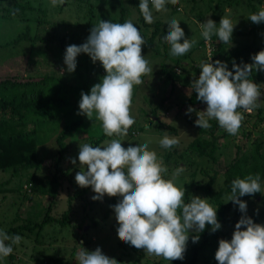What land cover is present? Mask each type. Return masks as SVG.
I'll return each instance as SVG.
<instances>
[{"label": "rangeland", "instance_id": "rangeland-1", "mask_svg": "<svg viewBox=\"0 0 264 264\" xmlns=\"http://www.w3.org/2000/svg\"><path fill=\"white\" fill-rule=\"evenodd\" d=\"M111 1L115 3L118 0ZM89 2L90 0H64L63 4L53 6L51 0H0V45L2 44L0 46V81L6 78L28 79L31 76L34 79H40L47 73H58L70 80H75L76 70L74 73L66 71L60 42H48L43 38L57 28L60 35L82 33L83 38L79 45L83 44L90 35V30H85L82 26L75 24L89 23L91 13ZM91 2L95 4L93 7L95 17H99L95 19L94 25L101 20H108L105 15L109 10V3L106 0H91ZM123 2L125 5L128 4L126 0ZM25 3H29L30 8L32 6L35 10H32L33 8L19 9V13L15 12V14L10 11L15 5ZM168 5L165 6L166 11L152 10L154 21L178 20L185 32V37L190 40L194 39L196 44L182 56L170 55V45L166 42L161 43L159 39L161 35L166 34L168 26L164 23L160 25L158 36L151 42L152 47H145L142 53L149 61V66L153 68V73L142 77L143 84L134 86L131 115L135 123L129 128L127 136L121 138L122 146L127 148L130 144L139 146V144L149 142V150H155L168 168L165 178H171V174L177 167L185 169L177 179V184L186 189L185 202H189L191 196H199L207 198L208 203L218 208L217 203L197 188V183H207L215 175L214 189L226 188L227 174L225 171L229 163H233L239 157H245L248 158V165H252L254 163L252 155L258 144L261 145L260 152L264 155V103L251 113L243 112L245 118L236 135H230L226 130L218 127L215 132V135L219 136L216 150L217 162L215 163L212 158L201 156L188 147L189 143L200 133L199 127L195 124L198 119L197 113L206 110L207 107L203 102L195 105L189 103L188 98L194 92L191 83L200 75L201 69L198 65L209 60L211 56L216 58L212 63L216 60L221 61L224 56L232 54L231 56L240 64H250L253 62L251 56L264 50V23L254 24L248 19L250 14L264 7V0H196L195 2L194 0H180L177 4L178 9L173 8L174 5L171 3ZM39 7H43L42 9L46 11L45 15L39 12L41 9ZM201 11L204 16L200 19L197 15ZM222 16H228L235 27L231 42L223 43L225 50L221 51L217 57L214 51L218 48V44H214L213 39L215 38L218 43L222 42L215 35L212 36L213 39L204 41L200 24L205 23L207 19H212L219 25ZM131 21L133 24L136 23L137 17L132 18ZM28 26H36L37 32L33 31L32 34L37 33L44 37L36 43H31V40L27 38L14 43L12 47L7 45L10 40L19 38ZM138 29L147 42L155 26H141ZM48 43L49 46H47ZM67 45L73 44L67 43ZM209 45L210 48H215L212 55L209 53ZM250 45L253 47L249 51ZM88 57L87 54L81 53L77 58V63L82 71H88L84 65H87V61L91 67L94 66L91 77L95 85L101 82L104 69L99 61L93 65L91 58L89 57L88 60ZM178 61H180L179 64ZM163 64H166L168 68L167 74H163ZM61 69H65L63 74ZM260 73L261 96L259 100L264 101V71ZM257 75L258 71L253 70L249 78L256 83ZM77 96L80 100L81 94ZM189 107L195 111L186 114ZM78 108L79 104L72 118L69 116L64 120L47 122L45 127L52 133L43 134L42 141H40L42 154L49 151L54 152L56 148L54 138L58 134L57 130H61L67 121L74 120V118L83 119V123L67 140L70 146L59 162V168H56L54 157L47 158L38 170V175L43 179L51 178L55 171L60 175L62 188L59 196L63 198L53 199L50 198L51 196L31 191L25 185L24 178L26 177L23 175L28 172L15 174L10 169L0 170V230L13 235L15 220L19 225L30 220L42 223V225L34 226L33 222H29L33 226L31 231L21 229V242L13 246L11 255L0 259V264H78L76 255L82 247L88 251H94L99 247L105 255L115 258L118 264H173L174 260L166 261L162 257L148 255L143 249H136L118 238L116 230L119 225L110 206L117 204L122 197L105 195L102 201H93L91 197L96 194L91 187L82 188L76 183L75 175L80 171L79 144L89 143L95 147L94 139L103 134L101 122L96 120L95 114L92 119H89L85 115H78ZM259 109H262L260 114ZM249 132L251 135L246 136L245 134ZM165 133L169 137L178 138V145L171 149L162 148L159 141ZM113 138L119 137H106L105 140ZM52 139L53 147L49 144ZM239 144L243 146L241 150L238 149ZM71 159H76L75 165L71 163ZM76 191L82 193L76 194ZM230 194L227 193L224 196V203L229 206L228 217L240 218L243 213L239 211L238 205L228 201ZM241 200L247 203V215L255 217L253 219L255 223L264 225V180L258 196ZM47 208L53 210L52 215L56 217H61L66 210L71 208L69 212L71 224L78 228L73 225L63 226L53 220H47L46 224L43 223L42 221L47 219ZM236 223L226 224L218 237H210V243L202 251L197 264H218L215 259L218 242L220 239L231 240ZM209 226L206 225V228ZM195 233L197 232L190 231L189 235H195ZM199 237L197 243L203 240L200 235ZM190 245H195V243ZM190 255L186 252L181 261L187 262Z\"/></svg>", "mask_w": 264, "mask_h": 264}, {"label": "clouds", "instance_id": "clouds-1", "mask_svg": "<svg viewBox=\"0 0 264 264\" xmlns=\"http://www.w3.org/2000/svg\"><path fill=\"white\" fill-rule=\"evenodd\" d=\"M51 2L57 6L64 0ZM179 2L140 0L138 7L144 21L152 24L153 9L166 11L167 3L177 5ZM248 19L254 24L264 23V7L250 14ZM167 26V34L162 39L170 45V55L182 56L196 44L194 39L185 37L178 20L172 19ZM200 27L205 41L215 35L227 44L231 42L235 25L228 16H222L219 25L207 19ZM145 44L140 30L131 20L123 23L101 20L90 29L83 44L66 47L63 61L68 73L75 72L81 53L87 54L93 63L99 61L106 73L100 83L91 87L89 94L81 92L77 114L89 119L95 114L107 137H119L106 139L95 147L89 143L79 144L80 171L75 181L82 188L91 187L96 194L91 197L93 201H102L105 195L122 197L110 206L122 242L166 261L183 260L190 231L202 233L206 225H210L214 233L222 226L217 219V208L208 203L207 198L191 196L189 202H185L186 189L177 184L178 177L185 171L183 167H177L171 178H165L168 168L155 150H149V142L139 146L130 144L127 148L122 146L121 138L127 136L135 123L131 115L134 86L143 84L142 77L153 73L149 61L142 55ZM211 58L198 65L200 75L191 83L196 99L207 105L206 110L197 113L195 124L207 129L211 127L209 121L215 119L228 134L236 135L245 118L243 112L251 113L264 103L259 100L260 85L249 78L253 70L264 71V50L252 55L250 64L233 62V70L220 60L210 62ZM64 71L61 69L62 74ZM193 111L195 109L189 107L186 114ZM178 143V138L169 137L167 133L159 141L164 149H171ZM71 163L75 165L76 159H71ZM260 180L257 173L237 177L231 182L228 201L238 205L243 215L235 224L231 240H219L215 252L218 264H264V225L255 223L247 215V203L240 199L261 193ZM199 238V235L191 237L193 243ZM21 240L18 234L9 235L0 230V259L11 255L13 245ZM76 259L78 264H118L99 247L94 251L82 247Z\"/></svg>", "mask_w": 264, "mask_h": 264}, {"label": "trees", "instance_id": "trees-1", "mask_svg": "<svg viewBox=\"0 0 264 264\" xmlns=\"http://www.w3.org/2000/svg\"><path fill=\"white\" fill-rule=\"evenodd\" d=\"M109 3V10L106 15L108 20L115 23H123L127 20L137 17V24L134 23L136 27H152L155 26V30L152 35L148 38L144 48H142V53L145 50V47H152L151 42H153L158 36V30L161 24L167 26L168 21L164 22L162 20L154 21L152 24H147L142 14L139 10L140 0H126L128 4L125 5L124 0H118L115 3L106 0ZM114 1V0H113ZM196 0H194L195 2ZM118 2V4H116ZM90 20L89 23L81 24L76 23L77 26H82L85 30H90V28L95 24V13L93 7L95 4L90 0ZM151 5V4H150ZM168 5V3H167ZM170 6V5H168ZM175 9H178V5L172 6ZM30 8L29 3L17 4L11 9V12H18L19 9ZM33 7L31 6L30 9ZM41 8L39 12L46 14V11ZM38 8V9H39ZM18 9V11H16ZM32 10H35L34 8ZM137 12V13H136ZM19 13V12H18ZM198 18H203L204 13L201 11L198 13ZM43 18V17H42ZM41 18V20H43ZM40 18H38L39 20ZM41 21H39L40 23ZM33 30H32V29ZM36 31V26H28L19 38L10 40L7 45L10 47L14 46L16 42L26 40L27 38L31 40V43L38 42L44 37L41 34H32ZM167 34V31H166ZM165 34V35H166ZM161 37H159L161 43L165 42ZM83 38L82 33L74 32L73 34L65 33L60 35L57 28L53 33L49 34L47 37H44L43 40L48 42L59 41L63 50L61 51L63 55L65 54L67 43L74 45L80 44L81 39ZM214 37H212L213 39ZM205 41V40H204ZM214 44H218V48L214 51V55L218 57V54L225 50V45L223 43H218L215 38L213 39ZM205 44V42H204ZM2 45V44H1ZM0 45V46H1ZM6 45V44H3ZM147 45V46H146ZM49 46V43L47 44ZM253 45H250L248 50H252ZM243 51V50H241ZM57 54H59L57 52ZM232 55V54H231ZM231 55L224 56L221 61L227 63L229 70L232 69V64H240L237 59H234ZM78 58V57H77ZM239 59V56L237 57ZM89 60V57H88ZM180 61H178L179 64ZM88 71H82L79 69V63H77L76 72L77 77L75 80L68 79L65 75L47 73L44 77L40 79H34L32 76L28 79H15V78H6L0 81V170H12L15 174L19 172H28L23 174L26 178L25 185L28 186L31 191H36L42 195H48L50 198H63L59 196V192L62 188L61 177L55 171L54 175L49 179H43L38 175V170L44 165V162L47 158H56V168L58 169L59 162L65 156V152L69 148L67 140L72 137V134L78 129V127L83 123V119L77 117L71 121H67L62 127L61 130H57V135L54 138V145H56L55 151H49L44 154L41 153L40 141H42L43 134H51L48 128L45 127L46 123L49 121L64 120V118H72L75 113V109L79 104V94L84 92L86 94L90 93V89L94 86V79L91 77L93 67L90 64H84ZM93 65H96L95 63ZM163 74H167L168 68L166 64L162 65ZM161 69V70H162ZM261 71H258L256 83L259 84L261 80ZM103 75H106L105 70H103ZM174 79V78H173ZM195 91L188 98L189 103L195 105L196 103H202L196 99ZM79 109V108H78ZM262 109H259V114ZM211 127L207 129H201L199 127V135L195 137L188 145L191 150L196 151L201 156H208L212 158L215 163L217 162L216 150H217V140L219 136L215 135L216 130L219 127L218 122L215 119L209 121ZM208 135L209 137L205 136ZM246 136H250L251 133H246ZM107 136L103 133L98 138L94 139L96 146H99ZM73 141V140H72ZM72 141L70 143H72ZM53 139L49 142L50 146ZM48 146V144H45ZM58 147V148H57ZM243 146L238 145V149L241 150ZM261 145L258 144L255 148V153L253 156L254 163L248 165L247 159L245 157L237 158L233 163H229L225 173L227 174V187H222L218 190L214 189L213 183L215 180V175L209 179L207 183H197V188L202 190L210 199L217 203V219L221 223V229L216 232H211V226L205 228L202 233H195V235H200L202 237L201 243H195V245H190L192 242L191 237L193 234L189 235V241L187 243V248L185 253H190V259L187 262H182L181 260H174L173 264H197L199 262L202 251L206 249L207 244L210 243V237H218L219 233L222 231V228L228 224L231 225L234 222H238L240 218L232 219L228 217L229 206L224 203V196L227 193H231V182L237 178H244L245 176L252 174L260 175V183L264 180V155L260 152ZM56 169V170H57ZM217 174V173H215ZM82 192L76 191V194ZM259 192L252 196H243V198H249L253 196H258ZM50 208H47L46 217L47 219L42 221L46 224V221L53 220L66 225L71 224V217L69 212L71 208L66 210L61 217H56L52 215ZM252 219L255 217L249 216ZM14 222V234L20 235V230H32L33 226L29 222H33L35 225H42L36 220H30L24 222V224L19 225ZM74 226V225H73ZM78 228L77 226H74ZM80 227V226H79ZM22 234V232H21ZM25 234V233H24ZM122 244V243H121ZM190 245V248H188ZM14 246V245H13Z\"/></svg>", "mask_w": 264, "mask_h": 264}, {"label": "built area", "instance_id": "built-area-1", "mask_svg": "<svg viewBox=\"0 0 264 264\" xmlns=\"http://www.w3.org/2000/svg\"><path fill=\"white\" fill-rule=\"evenodd\" d=\"M208 48H209V53H210V55H212L213 54V48H210V45L208 46ZM212 58H211V62H213L216 58L215 57H213V56H211Z\"/></svg>", "mask_w": 264, "mask_h": 264}]
</instances>
